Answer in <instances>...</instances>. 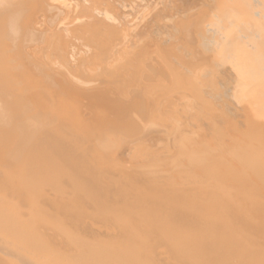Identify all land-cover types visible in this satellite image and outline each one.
Returning a JSON list of instances; mask_svg holds the SVG:
<instances>
[{
    "label": "bare ground",
    "instance_id": "obj_1",
    "mask_svg": "<svg viewBox=\"0 0 264 264\" xmlns=\"http://www.w3.org/2000/svg\"><path fill=\"white\" fill-rule=\"evenodd\" d=\"M0 264H264V0H0Z\"/></svg>",
    "mask_w": 264,
    "mask_h": 264
}]
</instances>
